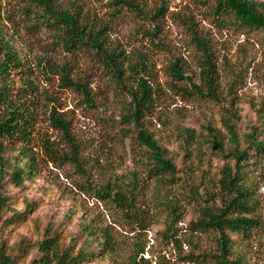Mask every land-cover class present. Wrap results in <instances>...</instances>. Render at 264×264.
Instances as JSON below:
<instances>
[{
    "label": "rangeland",
    "instance_id": "obj_1",
    "mask_svg": "<svg viewBox=\"0 0 264 264\" xmlns=\"http://www.w3.org/2000/svg\"><path fill=\"white\" fill-rule=\"evenodd\" d=\"M17 1L0 0L4 20L17 17ZM87 1L100 13L109 12L107 0ZM167 1L168 11L159 27L150 18L158 0H143L149 11L142 17L124 10L114 21L112 39L129 56L143 53L152 63L150 84L156 89V107L148 116V127L178 168L180 179L173 183V200L181 212L180 221L169 228V212L153 196L154 182L142 170L146 148L138 143L139 127L123 119L130 113L131 97L109 69L85 51L72 57L75 74L91 88L93 102H89L80 90L60 88L59 77L45 79L33 60L42 51L32 54L14 42L22 57L27 53L32 59L33 80L39 89H48L56 96L55 105L71 123L82 163L78 167L70 160L71 146L59 129L50 126L47 115L41 114L35 141V151L41 156L39 173L17 185L11 179L13 167L7 163L0 183V194L7 198L0 209V247L15 264H42L39 243L51 235L73 256L81 250L88 252L81 264H226L220 257L219 235L212 229L192 232L191 222L204 217L206 206L215 209L221 203L216 180L226 163L232 167L235 163L228 157V149L219 153L209 129L220 133L226 147L230 146V136L222 121L233 124L243 148H250L248 136L253 131L264 137V31L219 23L211 0ZM197 36L213 53L216 96L206 85L205 92L199 94L191 84H201L203 53ZM175 62L183 67L181 80L172 71ZM129 79L127 84H132ZM2 115L0 110V118ZM188 132L194 135L189 137ZM41 136L59 150L56 161L45 155ZM6 144L13 150H3L2 154L12 162L19 154V142ZM248 153L252 161H258L251 180L264 218V154L255 155L252 147ZM19 164H24L21 158ZM132 171L139 178L134 187L136 211L125 212L110 199L96 197L97 189ZM213 191L218 196L205 201ZM89 224L100 232L101 242L106 231L111 235L113 244L107 251L95 243L87 247L84 227ZM234 241L246 246L249 264H264V224L247 237L234 236Z\"/></svg>",
    "mask_w": 264,
    "mask_h": 264
},
{
    "label": "trees",
    "instance_id": "obj_2",
    "mask_svg": "<svg viewBox=\"0 0 264 264\" xmlns=\"http://www.w3.org/2000/svg\"><path fill=\"white\" fill-rule=\"evenodd\" d=\"M211 1L214 2L213 16L219 23L241 30L264 31V3L255 0ZM17 2V17L14 19L7 16V20H4L3 11L0 10V110L3 111L0 118V183L3 181L7 163H11L13 167L11 179L17 185H21L27 177L39 173L41 156L35 151V141L36 126L41 114L47 115L51 127L62 132L71 146L70 160L82 167L79 146L73 137L70 121L59 112L55 105L57 98L53 92L39 89V85L33 80L32 59L28 58L27 53L22 57L13 43L19 42L23 50L25 48L32 54L35 50L42 51L41 56L36 54L33 60L36 69L42 71L45 79L59 77L60 88L80 90L89 102H93L89 84L74 72L75 60L72 57L85 51L96 56L131 97L130 113L124 115L123 119L133 121L139 127L137 140L140 146L146 148L141 160L144 164L142 170L147 178L153 180V196L169 212V228L173 227L180 221L181 215L176 201L173 200V183L177 182L180 176L177 175L178 168L168 149L160 144L148 127V116L154 114L156 107L153 94L156 89L150 84L152 63L143 53L129 56L121 44H115L112 39L114 21L122 16L124 10L142 17L149 11L147 5L143 0H107L106 7L109 12L100 13L96 6L87 0ZM155 8L150 18L157 21L159 27L161 19L168 11V1L158 0ZM196 42L203 53L199 74L201 84L191 82L192 87L197 93L203 94L206 85L209 93L216 96V70L212 50L199 36L196 37ZM62 57L63 59H60ZM172 71L177 80L184 77L183 67L179 62L172 65ZM129 78H132V84H127ZM223 122L222 125L230 136V146L226 147L225 140L220 139L221 135L217 131L209 129V136L220 154H224L228 149L227 155L235 161L234 167L226 163L216 180L221 203L215 209L206 206L204 217L191 222V229L192 232L212 229L219 235L220 257L224 263L249 264L246 246L235 242L234 236L247 237L253 229L264 224L255 196V182L251 180L252 172H257L255 165L258 161H252L248 153L252 147L255 155L264 154V137L253 131L248 136L250 148H243L233 124H230L229 120ZM193 135L194 132H188L189 137ZM40 140L43 142L45 155L56 161L59 150L43 136ZM15 141L19 142V154L9 162V158L2 154V151L13 150L6 143L13 144ZM186 144L189 145L188 141ZM20 158L24 162L23 165L19 164ZM262 176L264 177V174ZM138 180V173L134 171L117 176L97 189L96 197L100 200L110 199L125 212L133 209L136 211L137 195L134 187L139 183ZM193 192L198 194V188L193 186ZM213 195H217L215 191L211 195L207 194L209 197L204 200L212 199L210 196ZM6 201L7 198L0 194V209ZM84 230L89 238L87 247L95 243L97 248L107 251L108 246L113 244L107 231L103 235L105 240L101 242L98 238L100 232L97 233L96 228L89 224ZM56 240V237L51 235L39 243V251L43 255L42 264H81L89 256L85 250L73 256L69 250L62 249ZM134 261L138 262L137 257ZM0 264H15L1 247Z\"/></svg>",
    "mask_w": 264,
    "mask_h": 264
}]
</instances>
